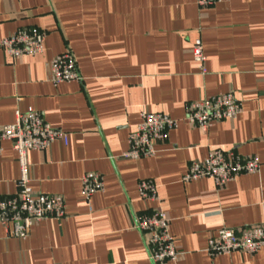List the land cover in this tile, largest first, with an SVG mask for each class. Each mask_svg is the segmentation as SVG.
Listing matches in <instances>:
<instances>
[{
	"label": "crops",
	"instance_id": "crops-1",
	"mask_svg": "<svg viewBox=\"0 0 264 264\" xmlns=\"http://www.w3.org/2000/svg\"><path fill=\"white\" fill-rule=\"evenodd\" d=\"M20 29L43 32V51L11 59L0 49V126L32 109L66 134V144L27 155L30 189L60 195L65 214L35 223L23 240L7 238L0 226V264H152L132 216L154 210L167 218L180 254L163 264H264V249L206 252L221 228L264 227V0L205 7L197 0L0 1V39ZM197 38L205 74L191 55ZM64 52L80 80L52 84L47 64ZM228 92L241 103L235 120L203 133L185 121L188 102ZM143 110L177 127L155 156L124 159ZM1 150L0 197L7 198L17 192L19 169L11 144ZM211 150L257 158L260 170L221 187L182 182L189 164ZM86 173L104 182L88 202L80 185ZM142 180L156 185V202L140 199Z\"/></svg>",
	"mask_w": 264,
	"mask_h": 264
},
{
	"label": "built area",
	"instance_id": "built-area-1",
	"mask_svg": "<svg viewBox=\"0 0 264 264\" xmlns=\"http://www.w3.org/2000/svg\"><path fill=\"white\" fill-rule=\"evenodd\" d=\"M4 1V0H0ZM222 0H197L198 7L218 4ZM45 34L36 29H20L0 39V49L11 59L26 55H38L43 51ZM191 55L199 71L205 74V55L202 41H193ZM49 81L52 84L79 81L76 62L69 52L55 56L47 64ZM241 112V103L232 92L188 102L185 106V121L205 132L209 127L223 121L235 120ZM177 127V121L161 113L145 110L139 114L136 129L128 136V149L121 155L124 159L139 160L156 154V146L167 138L169 131ZM58 140L67 143L61 130L46 123L42 114L32 109L15 112L14 122L0 126L1 143L7 141L16 154L19 169L17 192L7 198L0 197V226L7 238L23 240L31 227L42 220L61 219L65 214L64 200L60 195L35 194L29 187V163L31 151L47 150ZM260 162L252 156H239L233 151L211 150L202 161L191 162L181 181L184 183L210 179L216 186H224L240 175L259 172ZM81 196L86 202L103 190V178L99 174L86 173L80 178ZM141 200L157 201V188L151 180H142L137 186ZM133 228L144 239L148 260L152 264L174 262L179 257L168 229V220L159 210L146 215H133ZM264 249V227L252 225L238 229L221 228L207 240L206 252L210 257L240 252L254 255Z\"/></svg>",
	"mask_w": 264,
	"mask_h": 264
}]
</instances>
